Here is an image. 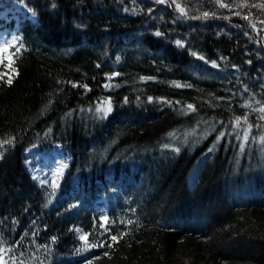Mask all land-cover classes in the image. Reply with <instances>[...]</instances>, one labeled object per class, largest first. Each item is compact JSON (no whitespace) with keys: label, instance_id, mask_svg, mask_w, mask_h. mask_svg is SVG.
Returning a JSON list of instances; mask_svg holds the SVG:
<instances>
[{"label":"trees","instance_id":"obj_1","mask_svg":"<svg viewBox=\"0 0 264 264\" xmlns=\"http://www.w3.org/2000/svg\"><path fill=\"white\" fill-rule=\"evenodd\" d=\"M221 2H4L27 14L0 65V264H264V0ZM55 144L44 189L25 153Z\"/></svg>","mask_w":264,"mask_h":264},{"label":"rangeland","instance_id":"obj_2","mask_svg":"<svg viewBox=\"0 0 264 264\" xmlns=\"http://www.w3.org/2000/svg\"><path fill=\"white\" fill-rule=\"evenodd\" d=\"M5 1L7 0H0V49L5 45H8V49L7 51L0 50V65L6 63L5 67L8 68L13 56L22 49L20 47L22 42L18 31V20L20 16L27 13L22 5L13 4L11 7H8L4 3ZM17 48L20 49L18 52L16 51ZM96 113H99L97 109ZM25 156L27 170L39 187L44 189L58 188L69 161L68 155L62 147L57 144L50 148L33 146L26 151ZM98 201L101 202V204H98L100 219L104 222V218L106 217L105 201L104 198H99ZM82 234V232H77L79 240ZM80 242L81 245L85 246L84 241L80 240ZM178 261V264H186L188 262L187 256L181 254Z\"/></svg>","mask_w":264,"mask_h":264},{"label":"snow or ice","instance_id":"obj_3","mask_svg":"<svg viewBox=\"0 0 264 264\" xmlns=\"http://www.w3.org/2000/svg\"><path fill=\"white\" fill-rule=\"evenodd\" d=\"M165 2H166V0H155V3H158V4H163V3H165ZM172 3H175V0H172ZM215 3H217L218 6H219V7H222V8L232 7V5H228V4H224V3H222L221 0H215ZM170 6H171V5H170ZM239 6H240V7H243L244 5H239ZM176 7H177V9H179V11L181 12V14H186V13H185V9L182 8L179 4H176ZM253 7H264V5H253ZM151 11H152V9H149V12H151ZM33 15H35V14L33 13ZM209 15H210V13H208V12H204V13H203V17H204V18L209 17ZM211 15H214V13L211 14ZM236 15H239V13H236ZM195 18H200V17H195ZM243 18H244V19H247L248 17L245 16V17H243ZM225 19H227V17H225ZM261 23H264V21H261ZM251 26H252L253 28H255V24H252ZM156 35L159 36V35H161V33L157 32ZM176 43H177V45H179V46H183L182 42L179 41V40L176 41ZM20 47H23V45L21 44ZM7 49H8V45H5V46H3L2 49H0V50L7 51ZM19 50H20L19 48L16 49L17 52H18ZM193 55H196V54L193 53ZM200 59H203V57H200ZM213 65L216 66V65H215V62H213ZM117 75H119V73H112V76H113V77H114V76H117ZM141 79H151V78H145V77H142ZM12 82H13V81H12L11 78H9V79L7 80V83H8L9 85L12 84ZM76 86H77V85H73V87H76ZM105 86L108 87L109 85H105ZM177 86H180V85L177 84ZM84 87L87 88V85H84ZM148 100L151 102V101L153 100V98H152V97H148ZM125 103H127V98H125ZM102 104H103V107H98V108H97V112H102L103 115L106 117V116H107L109 113H111V111H112L111 101H110V100L103 101ZM187 108L190 109V110H194V106L191 105V104L187 105ZM259 111H260V112H264V106H261V107L259 108ZM260 118H261L262 120H264V116H261ZM241 119H243L244 122L247 123V117H243V118H241V117H237L236 120L234 121V126L238 127L239 124H240ZM248 127L251 128L252 125H249ZM245 132H246V134H245L244 139L246 140V139H247V129L245 130ZM170 135H171V134H170ZM221 136H223V133H221ZM218 139H219V137H218ZM13 143H14V138H12V137H9V138H7V139H2V140H0V159L3 158L4 150H5V146H6V145H12ZM165 147H169V145H165ZM175 150H176L177 152L179 151L178 148L175 149ZM209 151H211V149H210ZM41 183H43V181H41ZM104 219H105V221H107V217H105ZM128 223H132V221H129ZM125 235H127V233H121L119 236H117V235H112V236H111V240H112L113 243H112V244H108L107 247H110V248H111V247H114V245H115L116 243H118V242H119V241H120ZM79 238H80L81 241H84V242H85V246H84L83 248L79 249L78 251H87V250L90 249V248L97 247V245H94V244H88V243H87V241H88V236H87L86 234H82ZM55 239H56L55 237L52 238L53 241H55ZM99 246H105V245L101 244V245H99ZM0 251H4V250H3V249H0ZM105 255H108V253L105 252ZM0 261H2V258H0ZM88 264H92V261L89 260V261H88Z\"/></svg>","mask_w":264,"mask_h":264}]
</instances>
